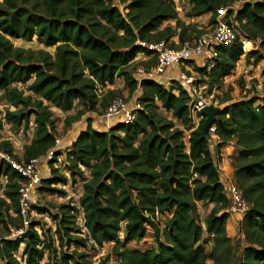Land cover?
Returning <instances> with one entry per match:
<instances>
[{"label": "trees", "instance_id": "trees-1", "mask_svg": "<svg viewBox=\"0 0 264 264\" xmlns=\"http://www.w3.org/2000/svg\"><path fill=\"white\" fill-rule=\"evenodd\" d=\"M189 2V16L211 13L212 23L219 9L228 8L246 35L259 41V48L247 52L242 43L225 46L214 68H197L207 76L202 81L209 93L222 87L244 54L248 62L250 57L264 59V0ZM119 4L123 8L112 0H0V127L2 119L18 127H29L32 116L34 122L22 156L14 153L8 140L0 141V151L19 162L45 155L59 133L53 107L68 112L82 106L65 119L67 130L86 111L104 110L121 96L119 89L107 88L118 78L124 79L130 95L139 91L142 104L132 123H119L108 131L95 128L88 118L87 127L65 150L69 175L50 161L52 175L44 179L43 187L57 190L51 186L67 184L70 176L72 183L83 181L79 202L86 231L77 224L76 205L64 203L55 213L39 207L55 221L54 230L42 226L39 232L40 223L32 221L31 233L12 237L11 228L23 224L19 207L23 176L0 157V178L6 179L4 196L0 195L4 264H91L80 248L106 243L113 244L114 264H221L219 251L232 242L227 231L230 199L219 158L209 148L211 133H203L206 117L197 113L202 118L187 144L184 130L159 112L161 104L190 127L187 89L178 83L166 87L154 79H139L136 72L140 66L150 69L157 60L142 43L166 41L177 47L206 30L184 20L174 0H119ZM168 21H175V26L164 25ZM34 37L54 52L26 49L13 41ZM143 54L151 57L137 60ZM221 103L225 106L213 124L220 140L216 150L230 141L241 147L233 163L234 178L248 203L240 264H264V96L234 99L227 93ZM199 201L213 204L203 221L196 212ZM165 214L170 218L161 229L159 215ZM149 227L157 248H127L142 240Z\"/></svg>", "mask_w": 264, "mask_h": 264}, {"label": "built area", "instance_id": "built-area-1", "mask_svg": "<svg viewBox=\"0 0 264 264\" xmlns=\"http://www.w3.org/2000/svg\"><path fill=\"white\" fill-rule=\"evenodd\" d=\"M228 11V8L219 9L215 22L207 32L191 41L184 42L180 46L171 47L166 41L150 44L142 43L155 52L157 60L155 65L148 70L141 66L137 69L139 79H154L166 87H170L168 80H175L176 83L187 89L190 96L189 105L192 114L201 112L204 106L212 104L204 93V89L206 88L207 90L208 84L203 82L202 79H207V76L205 73L198 71L197 68H206V71L214 68L221 59V51L225 46L242 43L246 52L249 49H257L258 47H250V45L259 43L258 40L249 38L242 30L236 21V13L228 14ZM143 57L148 59L151 56L143 54ZM180 66H183V68L180 69ZM175 69L177 73L174 72ZM174 93L178 94L179 90L175 89ZM141 108L142 104L138 99V94L134 95L131 99L122 96L114 98L102 114L106 131L119 123H132L136 119L138 110ZM215 130L216 126L212 125L209 130L211 138L213 135L217 136ZM64 155L66 154L63 140L59 136L55 140V145L45 155L38 156L27 162H19L6 152L0 151V157L7 160L23 176L19 187V207L23 224L20 228H11L12 237L26 236L33 221L32 214L35 212V207L40 203V189L43 181L52 175L50 161H54L53 165L59 168L60 172L69 175L66 171L67 159L65 166L63 167L62 165ZM217 163L220 169L221 180L225 185V192L230 199L228 211L231 216L243 220L248 209V203L245 201L235 178L225 173L219 161ZM4 182H6V179ZM82 191L78 196L79 199ZM72 205L76 204L72 202ZM76 207L77 224L86 230L84 211L80 202ZM90 242L94 243L92 239ZM94 245L98 247L97 244ZM104 246L101 247L103 248Z\"/></svg>", "mask_w": 264, "mask_h": 264}, {"label": "rangeland", "instance_id": "rangeland-1", "mask_svg": "<svg viewBox=\"0 0 264 264\" xmlns=\"http://www.w3.org/2000/svg\"><path fill=\"white\" fill-rule=\"evenodd\" d=\"M116 5H119V0H112ZM176 9L178 10L180 16L184 20H192L194 23L198 25L199 29L206 30V32L212 27L213 23L211 22V13L203 14L199 17L195 16H189V12L191 9V4L189 0H174ZM122 7V6H121ZM238 7V5L236 6ZM123 8V7H122ZM173 25L175 26V21H168L165 22L164 25ZM16 46L23 47V48H44L48 49L51 52H54V48L46 47L43 45L40 40L37 37H34L32 41H25L23 39H13ZM259 44V43H258ZM258 44H249L250 47L259 48ZM250 50V49H249ZM248 50V51H249ZM255 50V49H254ZM258 51V50H257ZM247 52V51H246ZM262 53V52H261ZM142 56V57H140ZM137 57V60H140L143 57V55H140ZM243 61L238 62L239 68L238 70L231 75H229L227 78H225L223 85L221 88H215L213 90V93H209L206 88L204 89V93L206 96H208V100L211 101L212 104H215L216 106L223 108L225 104L221 103V100L227 93H230L234 99H239L242 97H250L251 95H256L263 97L264 96V59L262 60H256V57H250L249 61L252 63V65H246L244 66V62L248 61V58L245 56H242L241 58ZM194 62V61H193ZM196 64V63H195ZM237 65V66H238ZM196 66V65H195ZM197 67V66H196ZM246 67V68H245ZM134 68V67H133ZM131 67V69H133ZM139 68V67H138ZM183 66H180V69H182ZM137 72V71H136ZM175 73H177L176 70H174ZM135 73V72H134ZM138 73V72H137ZM168 82H172L175 86L177 83L175 80H168ZM169 85L171 86L172 84ZM107 88H116L121 91V96L125 97L127 99H131L134 95H136L139 91L135 92L134 94L130 95L129 88L126 86L125 81L123 78L116 79L115 83L113 85H109ZM106 88V89H107ZM232 89V90H230ZM2 92H0L1 94ZM5 102V101H4ZM4 102L1 105V108L4 109ZM77 103V101L75 102ZM258 103V101L256 102ZM82 106H76L75 109L68 111V112H62L58 111L53 107V110L55 112V119H56V125L58 129V136L59 137H65L67 130L65 128V119L67 117H71V115H74L78 109H81ZM105 110H100L98 113H104ZM159 112L164 115L165 117L169 119H173L177 126L182 128L184 130L183 139L187 144H189V135L190 131L198 126L200 120L202 117H199L197 113L192 114L190 127H185L181 121L173 116V113L171 110H167L164 107H159ZM88 115H91V111H86L84 113V118L80 117L78 120H88ZM83 116V115H82ZM95 116V115H94ZM2 118L4 115L1 116ZM33 116L31 123L29 127L21 126H13L12 123L6 121L5 119H2V126L0 127V141L1 140H8L13 148L14 153L22 156L24 145L26 143H29L32 134H33V128H34V122ZM63 159V167L66 163V155H64ZM66 165H69L68 163ZM88 170L86 173L88 174ZM235 175V174H234ZM1 184H0V195L4 196V177L0 178ZM71 176L69 177V182L65 185L62 184H54L51 187L57 190H51L46 188L47 186H42L40 189V203L35 207V212L32 214V220L34 222L40 223L36 226V229L41 232V227H51L53 230L56 227L55 221L52 219V217L49 216L47 213H40L39 207L45 206L49 207V209L52 212L58 211V206L60 204L64 203H71L72 202L76 205L79 203V194L82 190V182L81 180H77L75 183H72ZM64 191V192H61ZM213 204L210 203H203L202 201L198 202V208H197V214L200 216L201 220L203 221L207 214H209L210 210L212 209ZM231 216V215H230ZM170 216L169 215H159V222H160V228L164 229L166 227V223L168 222ZM233 232L231 228L229 229V232L231 234V243L229 246H222L219 251V261L221 264H240L242 254L244 247L246 246V240L243 232V220L235 219V221L232 224ZM86 231V230H84ZM154 232L151 227L148 228L147 235L140 241H133L127 245V248L134 249L139 248L142 250L155 247L157 248V244L155 243L154 239ZM207 249L210 250L212 247L211 243V237H208ZM80 250L85 251L88 253V260L91 261V264H114L115 256L111 255L113 251V244L106 243V245L102 248L101 246H93L92 244L86 248H80ZM0 264H4L2 259L0 258Z\"/></svg>", "mask_w": 264, "mask_h": 264}, {"label": "crops", "instance_id": "crops-1", "mask_svg": "<svg viewBox=\"0 0 264 264\" xmlns=\"http://www.w3.org/2000/svg\"><path fill=\"white\" fill-rule=\"evenodd\" d=\"M243 56H245V55H243ZM242 61L243 60L241 59L239 62H242ZM246 63H247V65L248 64L252 65L251 62L246 61V62H244V66L246 65ZM238 68H239V65L237 66L236 69L238 70ZM55 109H57V108H55ZM57 110L61 111L60 109H57ZM99 111H96V112L91 111V115H88V118L92 119V125L95 128H98L102 131H106L104 119L102 118L103 113H98ZM83 118H84V115L82 116V119ZM87 124H88L87 119H85L83 121L77 120V121L72 122L70 128L67 130L66 136L62 137L63 147L65 148V150L76 139V136L78 135V133L87 127ZM219 142H220L219 138L217 136L213 135V137L209 141V148H210L213 156H218L219 162L221 163L222 168L224 169L225 173L230 174V176L234 178L235 168H234L233 163L235 162V156L239 153V151L241 150V147L239 145H236V143L234 141H230V142L224 143L220 147V149L217 151L216 146ZM235 219H238V217L236 218L234 216H230V218L228 219L227 231H228L229 236H231V234L229 232L230 228L233 232L232 224L235 221ZM239 220H241V219H239Z\"/></svg>", "mask_w": 264, "mask_h": 264}, {"label": "water", "instance_id": "water-1", "mask_svg": "<svg viewBox=\"0 0 264 264\" xmlns=\"http://www.w3.org/2000/svg\"><path fill=\"white\" fill-rule=\"evenodd\" d=\"M220 109L221 108L216 106L215 104L206 105L201 109V113L206 117L205 123L203 125L204 134L209 133L210 127H212V125L214 124V121ZM29 233H31L30 229L27 231L26 235H28Z\"/></svg>", "mask_w": 264, "mask_h": 264}]
</instances>
